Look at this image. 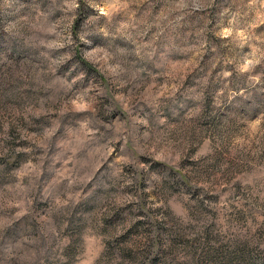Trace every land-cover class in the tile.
I'll use <instances>...</instances> for the list:
<instances>
[{
	"label": "rangeland",
	"instance_id": "1",
	"mask_svg": "<svg viewBox=\"0 0 264 264\" xmlns=\"http://www.w3.org/2000/svg\"><path fill=\"white\" fill-rule=\"evenodd\" d=\"M0 264H264V0H0Z\"/></svg>",
	"mask_w": 264,
	"mask_h": 264
}]
</instances>
